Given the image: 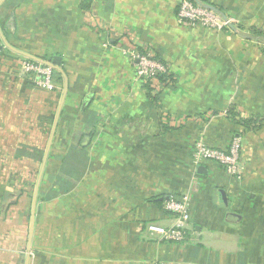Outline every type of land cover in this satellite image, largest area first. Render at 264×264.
<instances>
[{
  "label": "crops",
  "instance_id": "0c3cea01",
  "mask_svg": "<svg viewBox=\"0 0 264 264\" xmlns=\"http://www.w3.org/2000/svg\"><path fill=\"white\" fill-rule=\"evenodd\" d=\"M195 1L230 27L180 23L178 0H0V264H264V44L237 30L264 31V0ZM140 50L172 77L154 99ZM53 57L36 87L23 59ZM233 136L238 175L193 163ZM183 197L184 239L149 234Z\"/></svg>",
  "mask_w": 264,
  "mask_h": 264
},
{
  "label": "built area",
  "instance_id": "2783aa9c",
  "mask_svg": "<svg viewBox=\"0 0 264 264\" xmlns=\"http://www.w3.org/2000/svg\"><path fill=\"white\" fill-rule=\"evenodd\" d=\"M176 18L180 23L188 26H200L213 30H221L228 23L226 17L220 12L194 0H178ZM130 56L134 59L136 76L143 80L152 79L166 70L164 64L155 59L151 52H131ZM22 68L31 76L36 87L49 90L54 88L53 67L50 63L25 58L22 61ZM240 152L241 140L238 136H233L226 148L196 144L192 151V161L195 165L203 161H213L223 167L228 174L238 175ZM163 206L174 219V223L170 227L149 223L147 231L164 241L181 242L189 221V202L186 197L170 198L164 201Z\"/></svg>",
  "mask_w": 264,
  "mask_h": 264
},
{
  "label": "rangeland",
  "instance_id": "374dc122",
  "mask_svg": "<svg viewBox=\"0 0 264 264\" xmlns=\"http://www.w3.org/2000/svg\"><path fill=\"white\" fill-rule=\"evenodd\" d=\"M227 22H228L227 25L225 27H223L222 29H228L230 27L229 26L230 20L227 19ZM248 27L249 26L243 25L242 28L241 27L237 28L238 32H240V36L244 39L246 37L247 38L246 40L251 39V41H253L254 43L260 44L259 47L261 48V44H264V31H262V29L260 28L259 25L257 27L252 26L253 28L257 29L256 31H252L251 30L252 27H249V28ZM262 47H263V45H262ZM257 51L259 52V50H257Z\"/></svg>",
  "mask_w": 264,
  "mask_h": 264
},
{
  "label": "trees",
  "instance_id": "16d2710c",
  "mask_svg": "<svg viewBox=\"0 0 264 264\" xmlns=\"http://www.w3.org/2000/svg\"><path fill=\"white\" fill-rule=\"evenodd\" d=\"M194 1H195V0H194ZM204 5H205V4H204ZM206 6H208V5H206ZM218 12H219V11H218ZM251 30H252V31H256L257 29H255V28L252 27ZM140 52L143 53L142 50H140ZM154 58L157 59V56L154 55ZM30 59H31V58H30ZM32 60H34V59H32ZM162 63H163V62H162ZM163 64H164V63H163ZM164 66H165V65H164ZM165 69H166V70H165L164 73H161V74L155 75V77L152 78V79H147V80H145L144 88H145V90H146V95H147L148 97H151V98H153V99H154V97H155V95L152 96L153 86H151V83H152L153 80H156L157 84H162V85H163V83L172 80L171 74L168 72V69H167L166 66H165ZM241 122L244 123V124H245V123H248V121H241Z\"/></svg>",
  "mask_w": 264,
  "mask_h": 264
},
{
  "label": "water",
  "instance_id": "95a60500",
  "mask_svg": "<svg viewBox=\"0 0 264 264\" xmlns=\"http://www.w3.org/2000/svg\"><path fill=\"white\" fill-rule=\"evenodd\" d=\"M59 65V61L57 59V57H53L52 59V62H51V66L54 67V66H58ZM162 200V199H160Z\"/></svg>",
  "mask_w": 264,
  "mask_h": 264
}]
</instances>
